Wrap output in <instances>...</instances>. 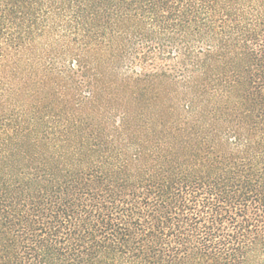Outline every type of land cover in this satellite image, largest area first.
<instances>
[{"label": "trees", "instance_id": "obj_1", "mask_svg": "<svg viewBox=\"0 0 264 264\" xmlns=\"http://www.w3.org/2000/svg\"><path fill=\"white\" fill-rule=\"evenodd\" d=\"M0 264H264V0H0Z\"/></svg>", "mask_w": 264, "mask_h": 264}]
</instances>
